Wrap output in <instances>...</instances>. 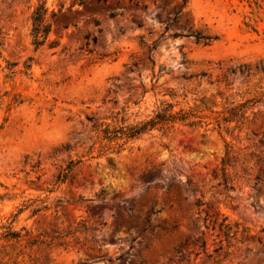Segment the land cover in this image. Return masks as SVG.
Here are the masks:
<instances>
[{
	"label": "rangeland",
	"instance_id": "rangeland-1",
	"mask_svg": "<svg viewBox=\"0 0 264 264\" xmlns=\"http://www.w3.org/2000/svg\"><path fill=\"white\" fill-rule=\"evenodd\" d=\"M41 1L0 0V264H264V0H45L36 45ZM161 102L201 124L104 139Z\"/></svg>",
	"mask_w": 264,
	"mask_h": 264
},
{
	"label": "trees",
	"instance_id": "trees-1",
	"mask_svg": "<svg viewBox=\"0 0 264 264\" xmlns=\"http://www.w3.org/2000/svg\"><path fill=\"white\" fill-rule=\"evenodd\" d=\"M82 2V1H81ZM48 8L45 6V0L41 1L33 10L31 15V35L32 41L36 45L43 44L49 35L50 24L46 21ZM51 15L54 16L55 12L51 10ZM174 104L170 102H161L158 108L154 111L153 115L148 119L141 122L120 127H111L105 125L104 139L112 141L114 139H128L140 136L151 129L169 130L175 124H182L184 126L193 127L201 124V116L193 109H178L174 110ZM229 116L223 117L221 120H216V127L220 130L222 122H228L232 119L241 116L235 107L228 110ZM7 238H16L18 234L13 231H7L5 236Z\"/></svg>",
	"mask_w": 264,
	"mask_h": 264
}]
</instances>
